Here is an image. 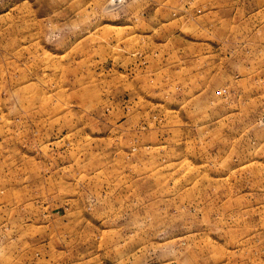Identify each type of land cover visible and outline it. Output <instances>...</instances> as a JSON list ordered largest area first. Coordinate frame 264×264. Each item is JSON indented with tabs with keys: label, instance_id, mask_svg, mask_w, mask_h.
Returning a JSON list of instances; mask_svg holds the SVG:
<instances>
[{
	"label": "rangeland",
	"instance_id": "374dc122",
	"mask_svg": "<svg viewBox=\"0 0 264 264\" xmlns=\"http://www.w3.org/2000/svg\"><path fill=\"white\" fill-rule=\"evenodd\" d=\"M0 264H264V0H0Z\"/></svg>",
	"mask_w": 264,
	"mask_h": 264
}]
</instances>
